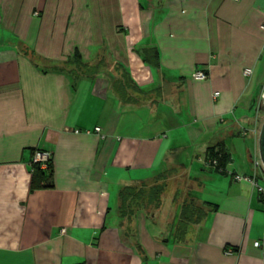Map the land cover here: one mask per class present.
Here are the masks:
<instances>
[{"label": "crops", "instance_id": "1", "mask_svg": "<svg viewBox=\"0 0 264 264\" xmlns=\"http://www.w3.org/2000/svg\"><path fill=\"white\" fill-rule=\"evenodd\" d=\"M263 20L264 0H0V264H264ZM76 50L94 68L62 69ZM217 142L225 173L201 161ZM174 164L216 209L184 241L144 212L127 235L118 190Z\"/></svg>", "mask_w": 264, "mask_h": 264}, {"label": "trees", "instance_id": "2", "mask_svg": "<svg viewBox=\"0 0 264 264\" xmlns=\"http://www.w3.org/2000/svg\"><path fill=\"white\" fill-rule=\"evenodd\" d=\"M23 51L31 60H34L33 52L28 49ZM143 53L144 60L152 65H159L155 50L147 48ZM62 65V69L64 67L94 68L93 64L82 60L77 50ZM100 66H106L105 59L101 58L98 65H95V67ZM132 88L134 91H139L134 85ZM204 159L209 160L207 166L214 171L225 173L230 154L225 150L223 143L217 142L206 148ZM31 171L34 177L33 188L50 185L46 184L45 180L49 179L52 174L51 160L46 169H41L38 164L31 162ZM201 186L202 183L179 164L164 168L150 179L122 186L118 190L117 211L121 219L125 221L126 234L131 233V226L133 227V220L138 212H144L147 217L156 218L161 213L163 197L171 190V201L174 204L175 214L169 227L172 228L173 237L176 240L184 241L189 236L190 229L204 221L208 212L215 210L217 206L199 196Z\"/></svg>", "mask_w": 264, "mask_h": 264}, {"label": "built area", "instance_id": "3", "mask_svg": "<svg viewBox=\"0 0 264 264\" xmlns=\"http://www.w3.org/2000/svg\"><path fill=\"white\" fill-rule=\"evenodd\" d=\"M261 28L264 29V20L263 22L261 23ZM252 73V69L251 68H244L243 70V74L244 75H250ZM193 77L196 78V79H205L207 77V74L202 71V70H199V71H196L194 74H193ZM218 95V92H214V96ZM256 123H257V118H256V121H255V125H254V128H253V132L255 134H257L258 132V129L256 127ZM100 127L99 126H96L94 128V131L96 132H100ZM51 160V152L50 151H46V150H39V149H35L33 151V155H32V159H31V162L32 163H36L38 164L39 168L41 169H46L47 166H48V163L50 162ZM201 161H203V163L205 165H208V162L209 160H205V159H201ZM260 166H263L260 159H256L254 161V167L255 169L260 167ZM254 173H256V171L254 170ZM254 173L252 175H235V179L236 180H248L250 182H254ZM61 233L65 232V229L64 228H61L60 230ZM264 238V233H263V237L262 239ZM261 244V241L260 240H257L254 242V245L255 246H260ZM228 252H230V250H227Z\"/></svg>", "mask_w": 264, "mask_h": 264}, {"label": "rangeland", "instance_id": "4", "mask_svg": "<svg viewBox=\"0 0 264 264\" xmlns=\"http://www.w3.org/2000/svg\"><path fill=\"white\" fill-rule=\"evenodd\" d=\"M257 107L256 108L258 109V112H257L256 127L258 129V132H257L256 137H255V146H256V149H257V152H258V134H259V129H260V126L262 124V121L264 120V106H263V103H262V97H261V99L259 101V105ZM248 146H249L250 149L252 148L251 144H248ZM200 168H201L200 165H199V167H195V169L191 171L192 174L201 176L202 174H200L201 172H200V170H198ZM206 192H207V190L204 189L203 193H201V194L205 195ZM171 197H172V191L170 190V192L163 197V204L161 206V213L158 215V217H160L161 220H164V217H162V215H164L166 221L169 224L172 223L173 218H174V216H173V211H174L173 206H174V204L171 201Z\"/></svg>", "mask_w": 264, "mask_h": 264}, {"label": "water", "instance_id": "5", "mask_svg": "<svg viewBox=\"0 0 264 264\" xmlns=\"http://www.w3.org/2000/svg\"><path fill=\"white\" fill-rule=\"evenodd\" d=\"M261 97H262V103L264 106V91ZM258 156L264 167V120L262 121V124L259 129V134H258Z\"/></svg>", "mask_w": 264, "mask_h": 264}]
</instances>
